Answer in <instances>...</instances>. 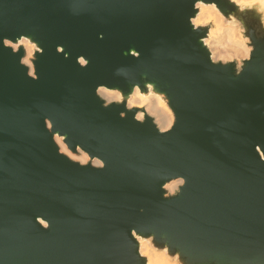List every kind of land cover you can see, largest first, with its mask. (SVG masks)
Returning a JSON list of instances; mask_svg holds the SVG:
<instances>
[{
	"label": "water",
	"instance_id": "1",
	"mask_svg": "<svg viewBox=\"0 0 264 264\" xmlns=\"http://www.w3.org/2000/svg\"><path fill=\"white\" fill-rule=\"evenodd\" d=\"M199 2L240 25L241 64L212 58ZM24 37L32 72L8 44ZM135 87L164 97L170 128L128 107ZM139 237L178 264H264V9L0 0V264H148Z\"/></svg>",
	"mask_w": 264,
	"mask_h": 264
},
{
	"label": "bare ground",
	"instance_id": "2",
	"mask_svg": "<svg viewBox=\"0 0 264 264\" xmlns=\"http://www.w3.org/2000/svg\"><path fill=\"white\" fill-rule=\"evenodd\" d=\"M240 6H251L258 4L261 9H264V0H232ZM199 9L198 14L193 18V23L196 26L207 25L213 23L209 30V35L205 39L206 45L209 47L212 58L216 59H229L235 54H242L245 57H249L250 49L246 47L245 37H241V31L236 22L227 20L224 15L220 12L215 4H205L199 2L197 4ZM222 40L227 41L231 46H233L234 53L230 54L227 50L220 48ZM15 49L19 46H23L26 50V56L23 62L29 65L31 72L33 71L31 58L36 50L35 44L32 43L27 38H22L18 43L13 44L8 42ZM99 94L108 102L111 101H121L123 95L119 90L108 89L105 87L99 88ZM128 107H140L143 110L139 111L137 117L143 119L145 114L152 116L157 123V125L162 129L166 130L170 128L174 122V114L166 100L161 94L154 92L151 88L149 93H144L139 87H135L134 91L127 98ZM57 143L62 152L69 155L71 158L76 159L82 163L89 161V156L80 151L81 155L73 154L70 152L63 142L62 137H56ZM96 165H101L99 160H93ZM182 179H175L166 184V188L170 192H175L176 189L182 184ZM140 250L142 255H146L148 259V264H178L174 259H169L166 257V250H162L160 253L156 248L153 247L150 239L139 237Z\"/></svg>",
	"mask_w": 264,
	"mask_h": 264
},
{
	"label": "rangeland",
	"instance_id": "3",
	"mask_svg": "<svg viewBox=\"0 0 264 264\" xmlns=\"http://www.w3.org/2000/svg\"><path fill=\"white\" fill-rule=\"evenodd\" d=\"M211 25H213V23H211ZM238 27H239V29H240V31H241V37H245L244 36V33H243V30L241 29V27H240V25H238ZM245 38H247V37H245ZM248 39V38H247ZM245 44H246V47H248L250 50H251V47H250V45H249V39L248 40H246V42H245ZM220 48H222V49H224V50H227L230 54H233L234 53V48H233V46H231L227 41H225V40H222V43H221V45H220ZM34 55V54H33ZM249 55H250V52H249ZM248 55V56H249ZM32 58H33V56H32ZM32 58H31V60H32ZM246 58H248V57H245L244 55H242V54H235L234 56H232V58H229V59H226V58H224V59H216L217 61H223V62H228V61H236V62H238V64H241V62H242V60L243 59H246ZM149 93V92H148ZM165 100V99H164ZM78 155H81L80 153L78 154ZM177 190V189H176ZM171 193H173V192H171ZM163 251H160V253H162ZM166 255V257L167 258H169V259H174V258H171L170 256H168L167 254H165ZM144 256H146V255H144ZM174 261H177L178 262V260H177V258H175L174 259Z\"/></svg>",
	"mask_w": 264,
	"mask_h": 264
}]
</instances>
